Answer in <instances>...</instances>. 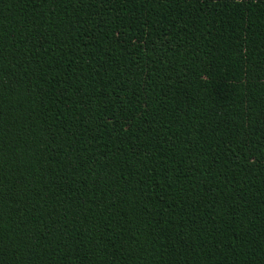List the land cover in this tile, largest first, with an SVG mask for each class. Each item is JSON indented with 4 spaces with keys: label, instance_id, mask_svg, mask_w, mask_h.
Returning <instances> with one entry per match:
<instances>
[{
    "label": "trees",
    "instance_id": "obj_1",
    "mask_svg": "<svg viewBox=\"0 0 264 264\" xmlns=\"http://www.w3.org/2000/svg\"><path fill=\"white\" fill-rule=\"evenodd\" d=\"M0 264H264V0H0Z\"/></svg>",
    "mask_w": 264,
    "mask_h": 264
}]
</instances>
